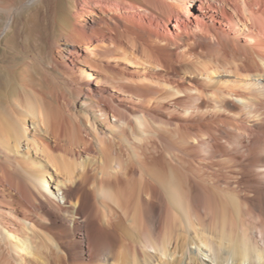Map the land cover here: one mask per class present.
I'll return each instance as SVG.
<instances>
[{"label":"bare ground","instance_id":"6f19581e","mask_svg":"<svg viewBox=\"0 0 264 264\" xmlns=\"http://www.w3.org/2000/svg\"><path fill=\"white\" fill-rule=\"evenodd\" d=\"M40 1L0 0V264H218L209 242L245 229L264 245V0H74L22 57Z\"/></svg>","mask_w":264,"mask_h":264},{"label":"rangeland","instance_id":"374dc122","mask_svg":"<svg viewBox=\"0 0 264 264\" xmlns=\"http://www.w3.org/2000/svg\"><path fill=\"white\" fill-rule=\"evenodd\" d=\"M73 5L74 0H42L19 16L16 27V46L22 57L40 50L45 51L47 40L67 26V18L73 9ZM129 63L132 67L135 66L134 68L143 69L136 63ZM15 82L12 96H17L21 88L20 81Z\"/></svg>","mask_w":264,"mask_h":264},{"label":"clouds","instance_id":"9594fccd","mask_svg":"<svg viewBox=\"0 0 264 264\" xmlns=\"http://www.w3.org/2000/svg\"><path fill=\"white\" fill-rule=\"evenodd\" d=\"M214 239L215 245L209 242L208 247L222 256L218 264H264V245L254 244L246 229L239 238L221 234Z\"/></svg>","mask_w":264,"mask_h":264}]
</instances>
